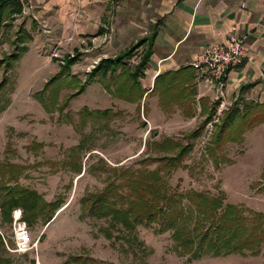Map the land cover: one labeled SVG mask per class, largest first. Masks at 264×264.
Instances as JSON below:
<instances>
[{
    "label": "rangeland",
    "instance_id": "rangeland-1",
    "mask_svg": "<svg viewBox=\"0 0 264 264\" xmlns=\"http://www.w3.org/2000/svg\"><path fill=\"white\" fill-rule=\"evenodd\" d=\"M30 14L31 10L24 16L17 15L13 26L0 34V60L13 51L20 27L32 35L0 91V105L5 107L0 113V165L9 162L21 167L20 184L38 190L47 201L62 197L64 204L49 225L40 219L28 225L20 209L12 211V219L0 225L6 250L3 254L11 259L10 264H77L73 257L88 260L89 264H264V244L257 256L234 253L189 260L188 255L178 251L169 233L155 232V224L140 225L129 232L121 226H110L108 219L82 212L81 197L103 188L117 174L156 168L157 163L150 160L154 152L149 143L171 137L194 145L182 166L169 177L173 186L200 191L210 198L222 196L225 202L264 213V124L244 133L248 134L246 143L242 140L213 146L215 123H220L223 113L217 120L212 118L200 137L191 140L182 134L194 129L203 116L193 111L189 114L187 108L174 104L164 108L157 95L142 99L139 111L136 104L114 98L101 81L94 79L83 93L68 99L97 63L91 61L93 66H85V56L71 67L70 74L45 90L48 79L59 71L57 60L64 52L54 53L56 46L49 51L51 41L44 38L48 26L26 24L32 19ZM147 76L145 73L144 79ZM142 83L146 86L145 81ZM51 91H58L57 104L62 109L51 107L56 99ZM40 98L51 112L44 110ZM144 103L148 108L145 112ZM83 107L112 108L119 115L109 121H91L84 119ZM70 158L81 168L80 173L64 166ZM16 211L20 214L18 221ZM19 225H25L29 243L22 251L18 248ZM106 229L110 238L104 233Z\"/></svg>",
    "mask_w": 264,
    "mask_h": 264
},
{
    "label": "trees",
    "instance_id": "trees-1",
    "mask_svg": "<svg viewBox=\"0 0 264 264\" xmlns=\"http://www.w3.org/2000/svg\"><path fill=\"white\" fill-rule=\"evenodd\" d=\"M25 2L27 0H0V34L4 28L13 26L12 22L17 15L22 14ZM15 39L13 51L0 60V70L3 69L0 91L7 85L13 62L31 41L30 35L21 27ZM145 42V39L138 40L117 56L97 61L91 71L86 73L84 82H80L76 91L68 95V99L83 93L85 86L97 79L101 81L106 92L120 101L136 104L139 111L141 100L151 94L157 95L159 104L164 108L174 104L187 108L189 114L193 113L190 103L196 93L191 87L195 76L194 67L164 71L155 76L150 90L143 87L142 79L152 54L150 46L143 49L137 62L130 63V60L135 56L136 49ZM79 56L80 54H76L65 58L59 71L48 79L45 90L50 84H56L63 76L70 74L71 66L77 62ZM51 93L56 96H53L56 99L52 100L51 107L53 105L62 109L57 104L58 91ZM41 104L45 111L51 112L42 99ZM143 105L145 112L148 108L145 103ZM201 106L204 117L194 129L182 134L183 138L194 140L200 137L215 115V105L208 106L203 99ZM3 110L5 107L0 105V113ZM81 110L84 119L91 121H109L119 115L112 108L89 110L83 107ZM261 124H264V103L240 98L224 111L220 123H215L211 142L213 146H221L225 142L239 143L244 139L245 132ZM149 147L154 152L150 160L156 162L157 167L151 172L117 174L116 180L109 179L103 188L83 195L80 206L85 215L108 219L110 226H121L129 232L135 231L140 225L150 227L155 224V232L169 233L178 251L188 255L189 260H199L204 256L225 257L234 253L250 256L260 254L264 244L263 212L225 202L222 196L210 198L208 194L200 191L179 190L178 186L169 182V177L192 152V141L183 143L182 138L166 137L160 141L152 140ZM76 152L73 149V154ZM66 164L80 173L81 168L72 158L64 166ZM262 173L264 177V171ZM21 174V167L17 165L9 162L0 165V225L12 219V211L15 209L21 210L22 219L28 225L39 219L43 224L49 225L55 212L63 206L64 198L57 197L47 201L38 190L20 184L18 179ZM104 233L108 238L111 237L107 229ZM5 251V243L0 234V264L11 263V259L3 254ZM73 262L89 264L88 260L80 257H73Z\"/></svg>",
    "mask_w": 264,
    "mask_h": 264
},
{
    "label": "crops",
    "instance_id": "crops-1",
    "mask_svg": "<svg viewBox=\"0 0 264 264\" xmlns=\"http://www.w3.org/2000/svg\"><path fill=\"white\" fill-rule=\"evenodd\" d=\"M27 2L32 6L29 15L32 19L25 23L38 24L39 28L48 26L44 38L51 41L47 45L49 51L56 46L54 53L64 52L57 60L58 66L65 56L76 54L81 55L78 60L84 56L88 59L85 66H93L100 59L115 57L138 40L145 39L130 63L137 62L143 49L150 46L152 54L145 71L148 76L142 79L147 90L153 86L157 74L191 66L208 43L226 42L231 33L238 34L244 39L246 58L228 76L224 87L226 100L228 105L240 98L264 103V0ZM23 29L32 41L31 33L27 28ZM70 48L72 52L68 51ZM91 61L93 64L90 65ZM191 87L196 92L190 103L192 111L204 117L201 101L205 99L208 106H214V93L198 86L195 78ZM243 135L242 143H246L248 134Z\"/></svg>",
    "mask_w": 264,
    "mask_h": 264
},
{
    "label": "built area",
    "instance_id": "built-area-1",
    "mask_svg": "<svg viewBox=\"0 0 264 264\" xmlns=\"http://www.w3.org/2000/svg\"><path fill=\"white\" fill-rule=\"evenodd\" d=\"M108 1L118 2L119 0ZM31 8L32 6H30V2H25L21 15H26ZM245 58L246 47L244 46L243 37L231 33L226 42L208 43L191 62V66L195 69L194 78L197 85H202L207 90L214 93L213 103L217 109L216 115L213 116L215 120H217L229 107V102L226 100V94L224 91L228 76L243 63ZM19 218L20 216L16 220H20ZM18 228V248L22 251L29 246L27 240L28 236L25 225H19Z\"/></svg>",
    "mask_w": 264,
    "mask_h": 264
},
{
    "label": "bare ground",
    "instance_id": "bare-ground-1",
    "mask_svg": "<svg viewBox=\"0 0 264 264\" xmlns=\"http://www.w3.org/2000/svg\"><path fill=\"white\" fill-rule=\"evenodd\" d=\"M14 214H17V215H18L17 218H16V216L14 215L15 219H18V217L20 216L19 211H16Z\"/></svg>",
    "mask_w": 264,
    "mask_h": 264
}]
</instances>
